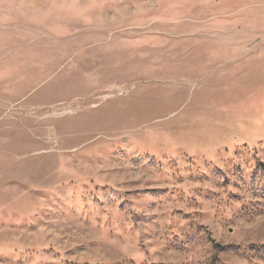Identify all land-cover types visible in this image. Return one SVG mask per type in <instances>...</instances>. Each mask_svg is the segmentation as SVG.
I'll list each match as a JSON object with an SVG mask.
<instances>
[{
	"label": "rangeland",
	"instance_id": "obj_1",
	"mask_svg": "<svg viewBox=\"0 0 264 264\" xmlns=\"http://www.w3.org/2000/svg\"><path fill=\"white\" fill-rule=\"evenodd\" d=\"M0 264H264V0H0Z\"/></svg>",
	"mask_w": 264,
	"mask_h": 264
}]
</instances>
